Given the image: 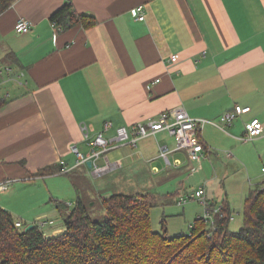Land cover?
<instances>
[{
  "label": "crops",
  "instance_id": "1",
  "mask_svg": "<svg viewBox=\"0 0 264 264\" xmlns=\"http://www.w3.org/2000/svg\"><path fill=\"white\" fill-rule=\"evenodd\" d=\"M67 3L98 23L55 29L51 16ZM139 5H144V20L131 13ZM20 18L32 22L30 32H16ZM175 53L179 58L170 62ZM5 72L0 81V97L6 101L0 107V184L8 179L17 187L35 178L48 182L37 218L62 215L52 200L74 197L75 203L83 194L82 183L91 200L117 193L108 191L111 178L123 185L134 179L142 186L154 177L167 186L169 178L181 175L168 190L176 191L167 192L178 196L183 174L201 167L188 158L183 163L186 152L175 150L174 138L165 131L137 146L112 149L107 157L120 165L102 175L89 166L63 180L56 177L60 173L34 174L58 166L60 159L72 165L73 144L87 153L85 125L94 136L112 121L104 132L110 137L118 126L179 108L207 120L201 131L204 157L216 144L233 148L249 141L241 139L246 124L253 118L264 123V0H16L0 14V76ZM235 105L251 109L224 128L217 125ZM255 139L264 143V131ZM163 145L172 150L171 163L160 155ZM234 151L242 156L239 146ZM105 163L101 158L99 164ZM16 186L0 190V205L27 228L33 220L5 201ZM43 221L42 226L31 224L47 235L64 230V219L62 229L50 227L54 218Z\"/></svg>",
  "mask_w": 264,
  "mask_h": 264
},
{
  "label": "trees",
  "instance_id": "2",
  "mask_svg": "<svg viewBox=\"0 0 264 264\" xmlns=\"http://www.w3.org/2000/svg\"><path fill=\"white\" fill-rule=\"evenodd\" d=\"M15 1L0 0V14ZM51 19L62 29L98 23L94 16L78 13L72 3L58 9ZM5 102L0 97V107ZM59 170L60 165H49L34 175ZM79 189L83 194L73 205L52 200L64 219V230L54 235L45 234L38 225L28 230L23 223L18 227L19 220L0 205V264H264L262 185L246 197L244 224L238 231L229 227L232 212L226 202L214 224L198 216L188 233L174 237L165 224L163 232H155L150 216L151 207L165 205L173 194L113 193L100 198L105 215L94 219L84 201L87 191Z\"/></svg>",
  "mask_w": 264,
  "mask_h": 264
},
{
  "label": "rangeland",
  "instance_id": "3",
  "mask_svg": "<svg viewBox=\"0 0 264 264\" xmlns=\"http://www.w3.org/2000/svg\"><path fill=\"white\" fill-rule=\"evenodd\" d=\"M5 62V61H4ZM6 78V72L0 76V81ZM3 93V92H2ZM173 140L172 137L169 139ZM174 141V140H173ZM214 145V144H213ZM213 147L212 153L207 157H202L201 162L193 161V166L201 167L197 172H193L189 175L183 174L185 183L181 184L183 189L180 195L171 197L165 205L153 206L150 209V216L152 222V228L155 232H163L164 224L168 230L169 236H178L188 233L190 231V225L197 216H203L205 212V206L197 199H188L185 204H178V200L181 197H187L192 195L193 192L201 185H205L207 189V197L212 202L215 208L222 207L224 203H228L232 218L230 219V229L238 231L244 224L245 217V201L250 191L257 185L264 186V143L258 140H249L245 142H238L233 145L234 147H226L227 145H217ZM239 146V151L242 156L236 155L234 149ZM233 153V156H227V153ZM235 154V155H234ZM183 163H187V157H183ZM192 162V161H191ZM66 177L67 174H61L56 177ZM181 176V175H180ZM176 176L169 178L165 183L158 181L157 178L151 177L149 180L141 182L131 180L128 184H119L114 182L113 178L110 179L111 186L107 187L108 191L124 192L128 194H134L136 191L141 190V193H154L155 195H166L167 192L176 191V189L168 191L174 183H177L178 178ZM39 178L31 180V183H23L22 187H17L16 182L12 183L10 187L15 189L5 196V201L11 205L18 213L25 214L28 219L37 222L39 226H42L43 220L49 222L51 218H54V223L50 227L59 226L62 229L63 218L62 215H46L44 218H37V215L43 211L44 206H41L42 196L48 190V182L38 181ZM115 180L117 178L115 177ZM213 180V183H210ZM123 186L120 189V186ZM180 185V186H181ZM12 186V187H13ZM114 186V188H112ZM164 186V187H163ZM11 187V188H12ZM82 189H85V184L80 185ZM10 188V190H11ZM113 189V190H112ZM120 189V190H119ZM86 190V189H85ZM105 192V191H104ZM173 194V193H170ZM89 194L84 195V201L90 206V212L94 219H102L105 215V210L102 207L101 199L94 198L90 200ZM74 197L65 201L67 204H72ZM5 208V207H4ZM7 209V208H6ZM186 210V211H185ZM44 226V225H43ZM26 225L24 224V228Z\"/></svg>",
  "mask_w": 264,
  "mask_h": 264
},
{
  "label": "built area",
  "instance_id": "4",
  "mask_svg": "<svg viewBox=\"0 0 264 264\" xmlns=\"http://www.w3.org/2000/svg\"><path fill=\"white\" fill-rule=\"evenodd\" d=\"M138 20H144L146 18L144 5H139L131 10ZM32 22L25 18H20L16 25L15 30L18 33L30 32L32 28ZM52 26L57 30H64L56 21H52ZM179 58L177 53L172 54L170 62H175ZM250 106L235 105L233 108L227 110L221 116V123L216 124L224 128V125L231 124L232 121L240 114L250 111ZM206 119L194 118L188 114L185 109L179 108L176 110H167L161 112L155 117L148 118L144 121H139L132 126H118L116 127V134L114 136L107 137L104 132L114 126L112 121H106L103 131L96 133L94 136L87 125L83 126L84 138L89 145V151L83 152L77 144L71 146V151L75 155V161L72 165H68L65 159L59 160L60 170L59 173H69L81 166H88V162L92 163L90 169L96 175H102L109 172L112 169L117 168L120 163L118 161L113 162L108 159V153L117 147L130 144L137 146L140 140L156 136L159 132L165 131L175 140V150H183L187 154V158L191 161L201 162L204 156L205 148L201 137V131L206 124ZM224 124V125H222ZM264 131V123L259 118H253L246 124L245 134L241 137L242 140H252L260 136ZM171 148L169 145H163L160 149V155L164 159L171 163L170 155ZM231 155V153H229ZM101 158L106 159V163L99 164ZM180 162L176 160V164ZM264 172V167H262ZM13 180H6L0 184V190H6ZM188 199H197L205 206L204 217L211 224H214L216 215L222 210V207L215 208L207 197V189L205 185L199 186L192 195L187 197H181L178 200V204L182 205L187 203ZM70 205H73L70 204ZM18 227L22 226L21 221H17Z\"/></svg>",
  "mask_w": 264,
  "mask_h": 264
},
{
  "label": "water",
  "instance_id": "5",
  "mask_svg": "<svg viewBox=\"0 0 264 264\" xmlns=\"http://www.w3.org/2000/svg\"><path fill=\"white\" fill-rule=\"evenodd\" d=\"M88 166H89V167L92 166V163H91L90 161L88 162ZM33 227H34V225H33V224H30L29 226H27L26 229L28 230V229L33 228Z\"/></svg>",
  "mask_w": 264,
  "mask_h": 264
}]
</instances>
